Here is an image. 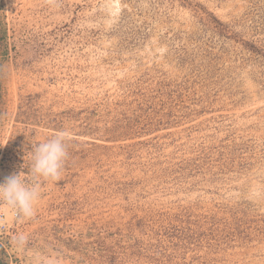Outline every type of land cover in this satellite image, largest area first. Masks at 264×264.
<instances>
[{
    "label": "rangeland",
    "instance_id": "obj_1",
    "mask_svg": "<svg viewBox=\"0 0 264 264\" xmlns=\"http://www.w3.org/2000/svg\"><path fill=\"white\" fill-rule=\"evenodd\" d=\"M21 172L41 195L1 202L0 264H264V0H0V183Z\"/></svg>",
    "mask_w": 264,
    "mask_h": 264
},
{
    "label": "clouds",
    "instance_id": "obj_2",
    "mask_svg": "<svg viewBox=\"0 0 264 264\" xmlns=\"http://www.w3.org/2000/svg\"><path fill=\"white\" fill-rule=\"evenodd\" d=\"M67 139L68 134L60 132L45 142L32 144L30 152L32 164L29 171L34 178L60 180L69 155ZM40 195L39 184L26 182L22 177V172L8 176L3 183H0V201L6 203L24 218H31L35 215V205ZM18 239L20 243H23L25 238L20 236Z\"/></svg>",
    "mask_w": 264,
    "mask_h": 264
},
{
    "label": "built area",
    "instance_id": "obj_3",
    "mask_svg": "<svg viewBox=\"0 0 264 264\" xmlns=\"http://www.w3.org/2000/svg\"><path fill=\"white\" fill-rule=\"evenodd\" d=\"M1 183H2V182H1ZM1 202H2V201H0V204H1ZM1 211H2V210H1V207H0V221H1V222H2V221L4 222L5 220L2 219V217H3L2 215H5V213H3V212H1ZM11 212H12V211H11ZM14 216H15V217L18 216V214H17L16 211H15V213H14ZM2 224H3V223H2ZM3 225H4V224H3ZM4 226H5V225H4ZM7 229H8V227H7ZM4 232H6V229H5V231H3V232L0 231V234H3Z\"/></svg>",
    "mask_w": 264,
    "mask_h": 264
}]
</instances>
